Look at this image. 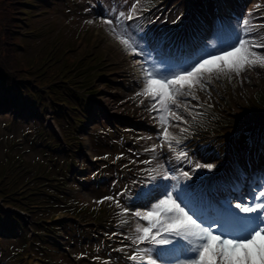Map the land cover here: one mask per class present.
Segmentation results:
<instances>
[{
	"label": "snow or ice",
	"instance_id": "snow-or-ice-1",
	"mask_svg": "<svg viewBox=\"0 0 264 264\" xmlns=\"http://www.w3.org/2000/svg\"><path fill=\"white\" fill-rule=\"evenodd\" d=\"M143 3L122 0L102 22L122 50L134 57L138 91L131 99L141 98L139 104L160 128L159 143L145 152L156 153L166 145L177 166L158 163L141 169L147 179L134 182L141 184L134 196L125 187L115 197L97 201L115 203L118 215L125 217L122 231L130 223L128 216L135 220L131 232L123 234L129 243L113 251L131 248L125 264H264V176L246 183L251 177L239 162L219 175L215 163L193 160L186 146L181 147L191 134L186 117L194 122L203 116L198 92H207L211 99L215 81L264 69V53L258 51L264 49V35L259 33L264 24L243 19L242 31L218 24L214 30L198 29L180 38L129 23L147 10ZM155 159L140 163L152 165ZM125 196L131 207L121 204Z\"/></svg>",
	"mask_w": 264,
	"mask_h": 264
},
{
	"label": "rangeland",
	"instance_id": "rangeland-1",
	"mask_svg": "<svg viewBox=\"0 0 264 264\" xmlns=\"http://www.w3.org/2000/svg\"><path fill=\"white\" fill-rule=\"evenodd\" d=\"M52 30H53V32H62L63 37L58 41L65 44V46H67L70 43L76 42L78 40L79 36L84 33L82 30H79L72 25H68V26L64 27L63 29H60V27L57 26V27H54ZM83 35H85V37H87L88 39H91L92 37H94L97 40H99L101 43L102 51L107 53V55L109 57L108 62L111 66H113V69L110 68L106 71V74H107L106 78L111 83V89H107V91H108L109 95L113 96L112 99H114V97L118 94L116 88L114 87V85L112 83L114 74L116 73L117 70L124 68V67L126 68L127 66L124 62H122V63L118 62L117 52L114 51V48L102 38V35L100 33H95V32L89 31L88 33H85ZM55 41H57V40H55ZM103 75L105 76L104 73H103ZM97 82H98V79H96L94 83H97ZM82 91H86V90H82ZM106 95H102L103 97H100V96H95V95L90 94V97L93 99L91 101V105H94V106L95 105L96 106L103 105V100L110 99V98L105 97ZM115 114H117L118 116L120 115L119 112L115 113ZM60 123L62 125H68V124H70V121L68 119H65V120L61 121Z\"/></svg>",
	"mask_w": 264,
	"mask_h": 264
}]
</instances>
